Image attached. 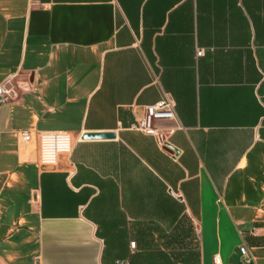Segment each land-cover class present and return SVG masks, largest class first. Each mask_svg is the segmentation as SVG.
<instances>
[{
    "label": "crops",
    "instance_id": "crops-1",
    "mask_svg": "<svg viewBox=\"0 0 264 264\" xmlns=\"http://www.w3.org/2000/svg\"><path fill=\"white\" fill-rule=\"evenodd\" d=\"M9 77L0 264H264V0H0ZM166 94L160 145L131 127Z\"/></svg>",
    "mask_w": 264,
    "mask_h": 264
},
{
    "label": "built area",
    "instance_id": "built-area-1",
    "mask_svg": "<svg viewBox=\"0 0 264 264\" xmlns=\"http://www.w3.org/2000/svg\"><path fill=\"white\" fill-rule=\"evenodd\" d=\"M203 52L200 51L198 56H202ZM18 98V93L14 84V77L7 78L0 84V106L12 104ZM163 121H172L176 123L177 128H182L180 120L176 111V103L174 99L166 94L165 98L158 103L146 107L144 114L138 120L131 130L139 131L148 136L157 139L160 145H164L165 136L164 132L159 127V123ZM22 138L25 142L31 140L30 133H23ZM40 145V163L45 167H56L59 164L62 156L70 157L73 152L72 137L68 133L62 132H45L39 135ZM132 250L136 248V244H131ZM242 255L248 259L249 253L246 248H241ZM119 264H127L120 262ZM213 264H224L220 256H216Z\"/></svg>",
    "mask_w": 264,
    "mask_h": 264
},
{
    "label": "water",
    "instance_id": "water-1",
    "mask_svg": "<svg viewBox=\"0 0 264 264\" xmlns=\"http://www.w3.org/2000/svg\"><path fill=\"white\" fill-rule=\"evenodd\" d=\"M85 140H105L114 139V134H87L83 137Z\"/></svg>",
    "mask_w": 264,
    "mask_h": 264
}]
</instances>
